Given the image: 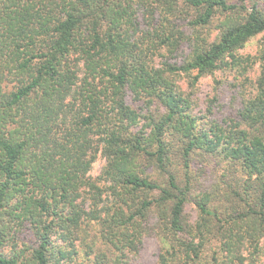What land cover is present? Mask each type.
I'll return each mask as SVG.
<instances>
[{
	"label": "trees",
	"instance_id": "1",
	"mask_svg": "<svg viewBox=\"0 0 264 264\" xmlns=\"http://www.w3.org/2000/svg\"><path fill=\"white\" fill-rule=\"evenodd\" d=\"M255 38L235 117L213 120L214 99L196 116L170 76L243 75ZM187 41L181 64L151 63ZM150 236L156 264H261L264 0H0V264H141Z\"/></svg>",
	"mask_w": 264,
	"mask_h": 264
},
{
	"label": "rangeland",
	"instance_id": "2",
	"mask_svg": "<svg viewBox=\"0 0 264 264\" xmlns=\"http://www.w3.org/2000/svg\"><path fill=\"white\" fill-rule=\"evenodd\" d=\"M141 13V11L139 12ZM139 22L141 23V14L139 17ZM185 32L189 36L192 29L187 25L184 27ZM205 32V29H203ZM207 36L210 40L215 37V30L211 27L206 31ZM259 38H255L249 41L246 46L239 52V56L246 58L250 57L252 62L250 65L245 66V74H239L235 69L220 70L215 72L213 75H208L202 77L196 86L191 87L189 85V80L184 76H170L172 80L175 81L178 88L185 94H188L193 99V112L196 116H204L205 105L209 104L212 99L215 100L214 105V116L213 120H218L221 122H229L230 119L235 117L237 110L240 107V103L245 96L252 93V88L254 81L258 76V64L254 61L257 53ZM190 55L189 42L183 44L178 50L171 53L166 49L160 50L155 53L152 57L154 61H151L155 67H159L162 64H181ZM244 67V66H243ZM132 106L138 110H141L142 114H148L149 112L155 114V107L150 106L148 108L146 103L142 101H134L132 99ZM213 105V106H214ZM144 123V120L141 121ZM208 166L206 167V173L199 178L202 181L204 187L212 189L216 182L220 181V172L218 165L215 161L206 162ZM105 164V161L100 156L92 164L91 169L88 173L89 177L95 180L101 173V170ZM222 173V172H221ZM221 189L223 185L221 184ZM187 211L189 214L194 216L195 212L191 206H188ZM17 237V248L22 249L24 245L34 244V239L31 236L30 231L25 227L21 230ZM261 264H264V241L261 245ZM10 249V247H8ZM162 250V243L156 236L145 237L142 240L139 252L138 260L141 264H156L158 256Z\"/></svg>",
	"mask_w": 264,
	"mask_h": 264
}]
</instances>
